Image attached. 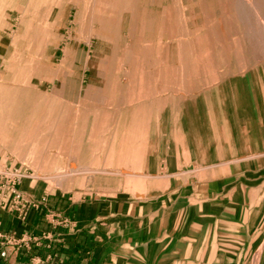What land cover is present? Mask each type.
Listing matches in <instances>:
<instances>
[{"label":"rangeland","instance_id":"1","mask_svg":"<svg viewBox=\"0 0 264 264\" xmlns=\"http://www.w3.org/2000/svg\"><path fill=\"white\" fill-rule=\"evenodd\" d=\"M4 167L101 264H264V0H0Z\"/></svg>","mask_w":264,"mask_h":264},{"label":"crops","instance_id":"2","mask_svg":"<svg viewBox=\"0 0 264 264\" xmlns=\"http://www.w3.org/2000/svg\"><path fill=\"white\" fill-rule=\"evenodd\" d=\"M72 219L73 223L67 228L53 229L46 220L43 210H33L29 219H18L12 213L0 212L1 230L15 235L24 232L39 235L51 231L54 239L49 248L44 245L32 246L29 251L0 245V251L2 249L6 251V256H0V264H28L29 257L34 254L44 256L52 254L58 264H101L104 260L101 254L105 251L97 241L100 231L94 227L81 226L78 218Z\"/></svg>","mask_w":264,"mask_h":264},{"label":"built area","instance_id":"3","mask_svg":"<svg viewBox=\"0 0 264 264\" xmlns=\"http://www.w3.org/2000/svg\"><path fill=\"white\" fill-rule=\"evenodd\" d=\"M24 174L17 168L4 167L0 170V212L6 211L14 214L18 219L25 218V212L29 208L38 209V205L23 198L20 190V183ZM53 236L50 231L42 232L41 234H33L31 232H24L19 235L5 232L0 228V245L12 246L15 250L23 248L29 251L32 246L44 245L50 247L53 241ZM45 241L46 243H44ZM0 256H6V251L2 249ZM28 264H58L56 260L50 255L34 254L29 257Z\"/></svg>","mask_w":264,"mask_h":264}]
</instances>
